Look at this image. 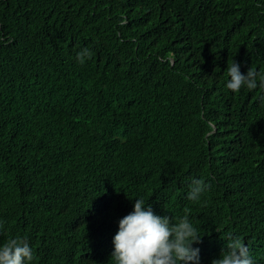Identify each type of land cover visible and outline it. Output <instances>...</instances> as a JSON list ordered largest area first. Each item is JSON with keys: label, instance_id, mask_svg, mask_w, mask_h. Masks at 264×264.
<instances>
[{"label": "trees", "instance_id": "16d2710c", "mask_svg": "<svg viewBox=\"0 0 264 264\" xmlns=\"http://www.w3.org/2000/svg\"><path fill=\"white\" fill-rule=\"evenodd\" d=\"M232 61L264 72V0H0V244L112 264L143 198L201 264L232 237L264 264V90H228Z\"/></svg>", "mask_w": 264, "mask_h": 264}, {"label": "clouds", "instance_id": "9594fccd", "mask_svg": "<svg viewBox=\"0 0 264 264\" xmlns=\"http://www.w3.org/2000/svg\"><path fill=\"white\" fill-rule=\"evenodd\" d=\"M92 55L87 48L77 53L79 63H85ZM240 64L232 61L227 68L226 88L239 92L242 88L264 90V72L249 68L240 71ZM264 99V95L261 97ZM208 185L201 179H193L188 199L196 201ZM0 221V225H2ZM201 240L200 230L187 215L178 222L168 216L157 215L143 198L135 199L132 211L118 222L113 237L112 264H201L200 249L193 247ZM33 250L25 238H12L0 244V264H29ZM212 264H254L247 246L236 237L230 238L226 248Z\"/></svg>", "mask_w": 264, "mask_h": 264}]
</instances>
